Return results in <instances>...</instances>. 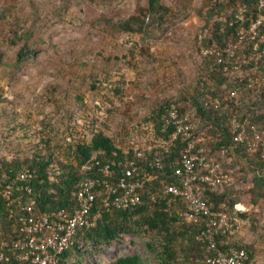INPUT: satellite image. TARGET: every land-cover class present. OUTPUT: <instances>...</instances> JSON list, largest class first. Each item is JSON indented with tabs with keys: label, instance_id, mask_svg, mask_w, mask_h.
Wrapping results in <instances>:
<instances>
[{
	"label": "rangeland",
	"instance_id": "374dc122",
	"mask_svg": "<svg viewBox=\"0 0 264 264\" xmlns=\"http://www.w3.org/2000/svg\"><path fill=\"white\" fill-rule=\"evenodd\" d=\"M163 2L171 7L164 20L150 15L147 0H0V156L32 157L37 143L45 147L42 137H51L52 147L66 145L93 129L124 148L147 145L156 135L151 116L166 100L189 106L184 112L194 116L197 89L211 95L218 85L202 47L218 24L224 29L230 7L219 0ZM134 16L136 31L118 27ZM22 33L36 53L16 64ZM222 85L225 97L234 83ZM245 91V104L258 94ZM243 160L230 161L239 172L229 189L249 216L238 217L229 239L256 245L255 264H264V188L254 189L255 173ZM123 248L136 249L113 246L105 255Z\"/></svg>",
	"mask_w": 264,
	"mask_h": 264
},
{
	"label": "trees",
	"instance_id": "16d2710c",
	"mask_svg": "<svg viewBox=\"0 0 264 264\" xmlns=\"http://www.w3.org/2000/svg\"><path fill=\"white\" fill-rule=\"evenodd\" d=\"M147 1L150 15L164 20L170 14L171 7L164 4L163 0ZM219 3L222 9L225 8V5L230 7V12L225 19L224 29L221 30L220 24H218L213 30L214 37H211L206 47L221 49L225 57L226 53L223 48L230 41L236 39L240 27L250 29L253 22L262 19L256 38L252 39L248 35L236 56H240L242 53L262 52L264 50V6L260 7L258 0H219ZM242 5L247 6L246 18L244 21H239L236 18V12ZM137 18L134 16L122 21L118 27L125 31H136L132 20ZM23 36L26 40L16 55V64L25 62L33 52L36 53V50L32 49V45L28 42L29 37L22 33L20 38L22 39ZM204 56L208 60V64L213 65L211 76L218 85L217 88L211 90V95L204 94V88H200L192 96L194 104L196 103L194 115L196 118L192 116L195 134L205 136L204 144L208 149V156L216 155L222 146L227 147L226 159L223 161V167L226 170L233 168L230 165L231 159H235L237 163V160L243 158V164L252 167L255 173L252 178L254 189L257 190L261 186L264 188V146L259 141L256 147L249 148V141L253 136L250 128L242 141H235V131L232 129L231 123L237 107L233 101L226 98L229 91L223 97L226 87L222 89V84H225L227 80L234 83L233 88L239 89L241 86L242 90V86L249 82L250 78L247 76L241 81L238 78L234 79V69L230 62H219L217 57L212 54ZM226 65L229 66L227 70L224 67ZM245 68L252 78H263L264 54ZM230 85L232 84L230 83ZM258 88H261L259 92ZM248 90H251L252 93L258 92L264 97V82L259 86L254 85ZM243 91L245 90L243 89ZM245 93L247 92L245 91ZM258 94L252 97L250 103H242L239 107L238 119H249L250 123L257 124L264 136V103H255ZM248 96H250L249 93L244 95L243 101ZM216 99L220 100L219 104L215 103ZM172 102L176 103L181 111L190 109L189 106L181 105L174 100H166L154 109L151 119L154 120L152 122L156 135L146 147L151 151L159 150L161 152L164 167L156 173L152 190L147 192L142 197V202L135 207L129 209L104 208L96 225L78 231L72 243L60 253L58 264H208L207 245L205 241L198 239V234L205 226L187 220V207L183 198L161 191L165 183L179 179L176 174L178 168L176 161L180 156L183 143L178 140L175 144L166 147L165 144L156 140L159 137L167 138L171 132V129L165 128V120L166 108ZM244 105H246L245 111L242 109ZM16 126L18 127V125ZM14 127L15 125L11 128L14 129ZM42 140L46 142L45 147H41V141L37 143L38 151L32 157L0 156V254L2 255L0 264H22L18 254L23 250L15 247L14 242L22 236L20 217L26 211H23L18 203L11 204L4 194L5 186L16 179L19 172L30 169L36 173L35 177L28 180L32 191H24L23 203L35 198L34 209L37 211L72 207L75 204L73 194L85 175L81 166L92 151L100 147L105 148L107 154L101 157L108 161L110 157H113L115 150L121 156L124 149L102 129H93L91 136L73 139L66 145L55 144L52 147L51 137H42ZM135 144L134 142L126 148L135 150L137 147ZM143 161L144 159H141L139 163ZM237 176L240 177V174ZM19 183L22 184L23 181ZM234 184L236 183L211 187L199 181L195 182L196 189L201 195L210 197L215 202L217 209L226 210L235 221V218L247 217L249 213L235 208V205L240 202V197L239 194H234L233 189H229V187H234ZM15 192L19 194L22 191L15 190ZM258 196L263 197L264 192H259ZM258 196L253 199L252 203H257ZM100 203L101 199L98 197L96 209L99 208ZM237 222L235 221L233 228L227 233L218 231L219 245L224 250H228L231 246L245 248L249 255L245 264H255L256 245L232 242L229 239V234L236 227ZM138 243L141 244L140 248L136 247ZM125 244L136 249L132 252L128 251V248L116 249L117 252L114 256L107 257L105 255L109 247L120 248Z\"/></svg>",
	"mask_w": 264,
	"mask_h": 264
},
{
	"label": "built area",
	"instance_id": "2783aa9c",
	"mask_svg": "<svg viewBox=\"0 0 264 264\" xmlns=\"http://www.w3.org/2000/svg\"><path fill=\"white\" fill-rule=\"evenodd\" d=\"M258 4L263 7L264 0H258ZM246 10V5L239 6L236 12V18L239 21L245 20ZM261 23L262 19H258L253 22L250 29L241 26L236 39L223 48L225 57L222 50L218 48L204 46L202 50L205 55L212 54L217 57L219 62H230L234 69L233 78L241 81L244 77H239L237 72L242 71L248 74L245 66L261 58L264 50L242 53L240 56H236L237 52L242 48L248 35L252 39L256 38ZM224 67L227 70L229 66ZM261 82H264V77L249 79V82H244L242 90H247ZM240 87L229 90L226 96L237 107L231 123L235 131L234 139L237 142L242 141L250 128L253 136L249 141V148L256 147L259 141L264 146V136L259 126L250 123L249 119H238L239 107L243 102ZM215 103L219 104L220 100L216 99ZM165 121V128L171 129V132L167 138L159 137L156 140L165 144L166 147L180 140L183 146L176 161L178 165L176 174L179 179L165 183L161 191L183 198L187 207V220L205 226L198 234V239L205 241L207 245L208 264H245L249 258L245 248L231 246L228 250H224L217 239L218 231L227 233L233 228L238 218L234 221L226 210L217 209L215 202L210 197L201 195L195 185V182L199 181L207 186L221 187L235 182L234 170H226L223 167L227 147L222 146L216 155L208 156V149L204 144L205 136L195 134L192 114L181 111L174 102L166 108ZM104 154L106 155L107 151L100 147L93 150L83 162L81 168L85 175L73 194L75 204L72 207L37 211L34 209L35 198L23 203L24 191H32L28 180L36 176L35 171L30 169L19 172L16 179L5 186L4 194L9 202L18 203L20 208L26 211L20 217L22 236L14 242L15 247L23 250L18 254L22 264H58L60 253L72 243L78 231L96 225L104 208L129 209L139 205L142 197L152 190L156 173L164 167L161 152L151 151L146 145L137 146L135 150L124 148L121 156L115 150L113 157H110L108 161L102 159L101 156ZM141 159L144 161L139 163ZM22 181V184L19 183ZM15 190L22 192L16 194ZM98 197L101 203L96 209ZM238 205L239 203L236 204V209L242 211L243 209Z\"/></svg>",
	"mask_w": 264,
	"mask_h": 264
},
{
	"label": "bare ground",
	"instance_id": "6f19581e",
	"mask_svg": "<svg viewBox=\"0 0 264 264\" xmlns=\"http://www.w3.org/2000/svg\"><path fill=\"white\" fill-rule=\"evenodd\" d=\"M240 208H244V205L242 203H239L238 205Z\"/></svg>",
	"mask_w": 264,
	"mask_h": 264
}]
</instances>
